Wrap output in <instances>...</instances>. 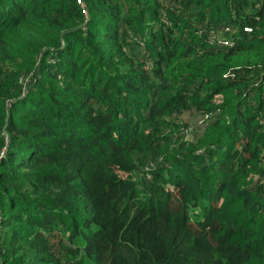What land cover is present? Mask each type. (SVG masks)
Segmentation results:
<instances>
[{
	"label": "trees",
	"instance_id": "1",
	"mask_svg": "<svg viewBox=\"0 0 264 264\" xmlns=\"http://www.w3.org/2000/svg\"><path fill=\"white\" fill-rule=\"evenodd\" d=\"M81 1L0 0V264H264V0Z\"/></svg>",
	"mask_w": 264,
	"mask_h": 264
},
{
	"label": "rangeland",
	"instance_id": "2",
	"mask_svg": "<svg viewBox=\"0 0 264 264\" xmlns=\"http://www.w3.org/2000/svg\"><path fill=\"white\" fill-rule=\"evenodd\" d=\"M247 60H253L252 58H244L243 56H240L239 58L235 59L234 61L239 62V63H243ZM182 118L185 122L188 123V127L189 129H186L185 131V138H188L186 140H195L196 136L201 132V127H199L198 125L200 123H198V119L195 121V117L193 115V113L191 114H186V115H182Z\"/></svg>",
	"mask_w": 264,
	"mask_h": 264
},
{
	"label": "built area",
	"instance_id": "3",
	"mask_svg": "<svg viewBox=\"0 0 264 264\" xmlns=\"http://www.w3.org/2000/svg\"><path fill=\"white\" fill-rule=\"evenodd\" d=\"M79 3L82 4V1L81 0H78ZM83 12L86 14V10L83 9ZM243 29L245 30H249V27L248 26H243ZM228 31V29H227ZM211 42H217V43H221V44H225V45H228V44H232L233 40L232 38L230 37H224L223 35L221 34H211ZM260 80L262 82H264V75L260 78ZM3 155V150L0 151V157Z\"/></svg>",
	"mask_w": 264,
	"mask_h": 264
}]
</instances>
